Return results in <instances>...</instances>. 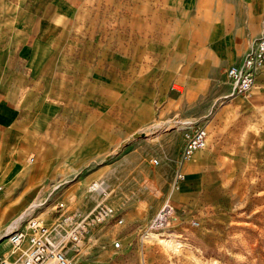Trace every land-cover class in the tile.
I'll return each instance as SVG.
<instances>
[{
    "label": "rangeland",
    "instance_id": "1",
    "mask_svg": "<svg viewBox=\"0 0 264 264\" xmlns=\"http://www.w3.org/2000/svg\"><path fill=\"white\" fill-rule=\"evenodd\" d=\"M142 1L0 0V100L13 114L20 111V129L3 127L0 140H10L16 132L17 145L25 152L17 166L0 168L5 179L0 191V253L8 247L10 232L36 216L53 220L60 203L71 210H93L101 197L88 189L94 180H102L111 191L109 203L124 223L95 227L78 249L66 246L72 264H264V70L249 98L235 95L225 77L231 89L214 108L223 112L219 126L209 125V147L217 143L220 152L212 154L209 170L200 171L207 180L200 182L199 197L182 203L171 199L176 221L159 233L143 235L142 228L174 189L181 155L176 160L171 153L166 159L171 164L176 160V166L163 167L162 156L154 154L161 140L155 139L151 127L141 131V143L138 135L123 141L122 108H113V123L107 121L112 109L100 101L89 105L88 99L96 94L90 91L91 60L82 59L81 64L77 56L80 49L107 47L120 53L127 33L121 4ZM246 1L242 0L243 9ZM16 8H33V15L20 23L14 17ZM257 15L258 33L243 58L264 35V9ZM249 21L243 12L242 26L247 28ZM116 62L121 59L114 62L115 85L122 77ZM104 64L105 59H99L98 84L106 82ZM97 93L104 99L105 90L98 88ZM231 99L241 103L228 105ZM110 133L114 139L106 138ZM133 143L140 153L129 155L127 146ZM133 161L144 163L145 170L129 169ZM128 218L138 220L129 224ZM137 228L129 247H114L116 238Z\"/></svg>",
    "mask_w": 264,
    "mask_h": 264
},
{
    "label": "crops",
    "instance_id": "2",
    "mask_svg": "<svg viewBox=\"0 0 264 264\" xmlns=\"http://www.w3.org/2000/svg\"><path fill=\"white\" fill-rule=\"evenodd\" d=\"M263 3L264 0H247L243 9L242 0H170L155 5H151L149 0L133 5L123 2L121 10L126 13L123 14L122 24L127 33L124 34L125 43L120 53L110 50V47L105 51L86 52L80 49L77 52L81 64L82 59L91 60L90 91L96 94L88 99L89 105L98 106L100 101L112 109L107 114V121L110 119L113 123V108H122L120 138L123 141L138 135L136 140L139 144L141 131L151 127L156 133L155 139L161 140V147L154 154L162 156L163 167L174 168L182 154L186 124H206L208 131L211 123L219 126L223 112L220 108L214 112V108L221 99L228 97L231 89L226 81V78L229 79L227 70L242 62L250 40L257 35V14L264 9ZM16 10L19 11L14 17L20 23L28 21L33 15V8ZM41 11V17L44 18L45 7ZM243 12L250 18L245 26L247 28L242 26ZM131 42L133 47L136 46L134 49H131ZM115 58L121 59V62H116V66L122 73L116 85L112 78ZM99 59H105L104 84H98L97 81ZM136 59L139 61L136 62ZM83 69L81 67L80 71ZM102 70L100 68V72ZM97 87L105 90L104 99H98ZM232 103L241 102L231 99L228 105ZM13 111L12 108L4 107L0 100V129H20L17 123L20 111L15 114ZM212 112L211 119L207 118ZM108 135L107 139H114L113 133ZM18 136V133L13 132L10 140H0L1 169L22 162L25 152L17 145ZM210 138L211 131L208 142ZM207 148L196 152L193 162L183 165L185 178L179 188L169 193L171 199H176L178 203L197 200L200 182L207 180L200 171L209 170L212 154L220 152L217 143H211L209 150ZM127 153L133 155L140 152L133 143L127 146ZM171 153L174 159L177 158L172 164L166 159ZM7 159L10 160L8 164L5 162ZM143 164L129 162L128 168L144 171L146 167ZM132 220L128 218L127 222L133 224L138 219ZM137 231L138 228L120 238L123 247H129L131 235ZM11 249L8 240V247L0 256L9 255Z\"/></svg>",
    "mask_w": 264,
    "mask_h": 264
},
{
    "label": "built area",
    "instance_id": "3",
    "mask_svg": "<svg viewBox=\"0 0 264 264\" xmlns=\"http://www.w3.org/2000/svg\"><path fill=\"white\" fill-rule=\"evenodd\" d=\"M263 70L264 35L254 42L240 64L228 68L227 76L233 84L234 94L249 98ZM208 139L206 124H186L183 132L184 146L173 181L174 189L179 188L185 178L183 165L192 160L196 152L207 148ZM29 160L34 162L35 156H31ZM153 162L159 164L157 158L153 159ZM3 188L4 183L0 176V191ZM88 190L101 197L93 210H71L65 203H60V213L53 220L49 221L40 216L29 219L23 227L8 235L12 249L9 255L0 256V264H72L66 246L71 245L78 249L95 227L112 221L117 225L124 223V218L118 216L115 207L109 203L111 191L104 181L94 180ZM176 219L175 206L168 197L157 214L142 228L144 237L149 236L151 232L168 228ZM192 224L198 226L199 222L193 220ZM114 247H123L121 239H115Z\"/></svg>",
    "mask_w": 264,
    "mask_h": 264
},
{
    "label": "bare ground",
    "instance_id": "4",
    "mask_svg": "<svg viewBox=\"0 0 264 264\" xmlns=\"http://www.w3.org/2000/svg\"><path fill=\"white\" fill-rule=\"evenodd\" d=\"M2 177V176H1ZM3 178V177H2ZM5 179L3 178L2 179V181H4ZM153 233H159V232H157V231H155V232H151L150 234H149V236H151V234H153Z\"/></svg>",
    "mask_w": 264,
    "mask_h": 264
}]
</instances>
